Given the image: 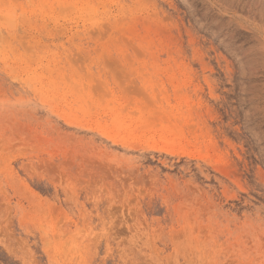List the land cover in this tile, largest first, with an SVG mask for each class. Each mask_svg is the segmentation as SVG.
<instances>
[{
    "label": "rangeland",
    "instance_id": "1",
    "mask_svg": "<svg viewBox=\"0 0 264 264\" xmlns=\"http://www.w3.org/2000/svg\"><path fill=\"white\" fill-rule=\"evenodd\" d=\"M0 264H264V0H0Z\"/></svg>",
    "mask_w": 264,
    "mask_h": 264
},
{
    "label": "bare ground",
    "instance_id": "2",
    "mask_svg": "<svg viewBox=\"0 0 264 264\" xmlns=\"http://www.w3.org/2000/svg\"><path fill=\"white\" fill-rule=\"evenodd\" d=\"M223 2V1H222ZM226 2V1H225Z\"/></svg>",
    "mask_w": 264,
    "mask_h": 264
}]
</instances>
